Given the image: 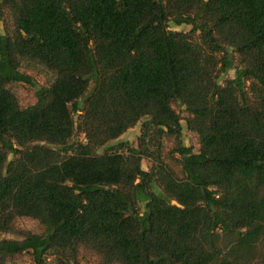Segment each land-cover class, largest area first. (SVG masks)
Segmentation results:
<instances>
[{"label":"trees","instance_id":"trees-1","mask_svg":"<svg viewBox=\"0 0 264 264\" xmlns=\"http://www.w3.org/2000/svg\"><path fill=\"white\" fill-rule=\"evenodd\" d=\"M4 10L0 234L17 238L0 239V264H85L81 251L97 264H264V0H0V22ZM13 82L35 103L22 107ZM142 119L137 146L100 153Z\"/></svg>","mask_w":264,"mask_h":264},{"label":"rangeland","instance_id":"rangeland-1","mask_svg":"<svg viewBox=\"0 0 264 264\" xmlns=\"http://www.w3.org/2000/svg\"><path fill=\"white\" fill-rule=\"evenodd\" d=\"M11 17L7 10H4L3 20L0 22V35L9 33L11 31ZM192 28L191 25L181 24L176 25L174 22H170V29L178 30V31H189ZM20 70L32 77V79L39 86H48L54 80L53 74L47 70L42 64L31 61L24 60L22 61ZM235 76V71L230 70L226 75L221 78V83L225 81L227 78H233ZM9 87L16 93L18 100L22 107H28L35 103L36 101V88L30 84H26L23 82H13L9 84ZM173 107L180 114L182 118V140L183 143L187 146H191L195 152L199 149V138L198 135L187 128L186 125V116L188 115L184 106L179 103H174ZM142 123L143 119L139 121L134 127L130 128L123 135H121L118 139L110 141L105 147L100 150L102 153L106 148L118 145L121 142H128L134 146H137L138 139L142 133ZM85 136L83 133L76 132L74 136L71 138L70 142H84ZM168 145H171V142H168ZM121 151V149H119ZM10 159H14L13 155H10ZM142 166L145 170H149L152 166V161L147 158H143ZM141 212L144 210V204H141ZM18 226L25 230H30L34 233H43L44 227L43 225L36 219H32L29 217H21L17 221ZM6 238H17V236L12 234H0V239ZM80 260L85 264H97L98 258L95 254L89 251H81ZM54 261L53 256H50L48 259V264H52ZM7 264H33V260L30 254L25 253L18 258L8 262Z\"/></svg>","mask_w":264,"mask_h":264}]
</instances>
